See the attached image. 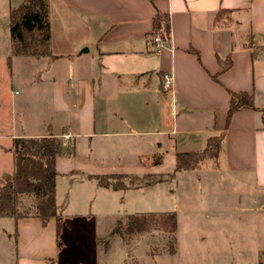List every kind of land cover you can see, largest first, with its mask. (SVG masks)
<instances>
[{"label":"crops","instance_id":"0c3cea01","mask_svg":"<svg viewBox=\"0 0 264 264\" xmlns=\"http://www.w3.org/2000/svg\"><path fill=\"white\" fill-rule=\"evenodd\" d=\"M22 1L0 0V13L7 19L9 10ZM46 7L49 55L15 56L8 63L9 67L15 61L21 64L23 103L30 105H23L20 133L10 136L11 140L51 136L61 143L60 155L65 142L81 140L88 141V148L97 154L151 152L144 140L149 135L144 128L150 125L145 118L150 117L151 123L163 126L156 134L168 138L171 154L138 158V164L171 162L173 166L175 154L196 153L210 137L222 136L220 151L209 168L249 197L264 194L260 113L243 108L230 116L226 126L224 120L229 92L251 95L254 106L264 112V0H153L152 4L146 0H46ZM155 13L168 18L169 34L159 55L150 41ZM227 56L231 65L221 73L217 60ZM164 73L172 80L167 91L161 89ZM141 103L148 113L138 111ZM63 135L68 137L61 139ZM159 147L156 144L154 149ZM72 152L67 146L66 154ZM63 163L61 156L56 158L57 209L63 206L56 199L57 181L76 178L69 172L81 174L78 184L92 183L105 192L109 189L86 176H135L111 170L83 174L70 166L63 170ZM159 168L142 169L140 176L155 175L161 181ZM11 174L1 179L2 185ZM250 208L262 209L260 205ZM62 220L58 235L53 218L44 226L36 217L13 220L18 264H38L64 254L68 228Z\"/></svg>","mask_w":264,"mask_h":264},{"label":"rangeland","instance_id":"374dc122","mask_svg":"<svg viewBox=\"0 0 264 264\" xmlns=\"http://www.w3.org/2000/svg\"><path fill=\"white\" fill-rule=\"evenodd\" d=\"M6 21V16L0 13V186L1 179L13 172L12 156L8 152L12 145L10 136L20 133L18 120L23 118V105L30 106L23 103L21 64L15 61L9 67L5 62L9 55ZM138 111L149 112L142 103ZM42 116L45 122L46 117ZM145 119L150 125L144 128L149 133L144 140L150 143L151 152L97 154L88 148V141L65 142L61 154L65 161L63 170L70 166V170L83 174L111 170L140 176V170L158 165L161 181L138 189L106 192L96 190L92 183L78 184L81 174L57 181L56 199L63 203L57 210L67 221L64 240L68 245L64 254L49 261L53 264H264V194L249 197L243 189L210 169L212 160L203 161L199 170L179 173H173L171 162L138 164V158L171 154L168 138L156 134L163 126L151 123L150 117ZM156 144L160 145L158 151L154 149ZM67 146L73 148L71 156L66 154ZM156 178L159 177L151 175L149 180ZM19 199V211L34 208L32 198L20 196ZM252 205H260L262 209L254 212ZM159 211L166 213H156ZM141 212L155 213L157 217L147 218L142 231L126 234V216ZM168 213L174 215L173 252L169 254L165 226L157 225L158 218ZM12 221V218L0 219V264L21 261ZM114 228L121 234L110 233ZM40 261L36 263L47 264Z\"/></svg>","mask_w":264,"mask_h":264},{"label":"trees","instance_id":"16d2710c","mask_svg":"<svg viewBox=\"0 0 264 264\" xmlns=\"http://www.w3.org/2000/svg\"><path fill=\"white\" fill-rule=\"evenodd\" d=\"M146 1L152 4L153 0ZM219 15L220 12H217L215 15L216 20L219 19ZM7 23L9 55L5 59L6 64L15 56L38 58L49 55L47 51L49 37L46 0L22 1L14 9L9 10ZM159 31L164 33L166 37L168 36V18L166 15L155 13L152 17L150 33L154 34ZM194 54L197 55L195 52ZM217 61L221 73L231 65L228 56L222 61ZM243 108L258 111L264 126L263 110L256 108L251 95L245 92H229L228 109L224 119L225 126L228 124L230 116ZM221 141L222 136L210 137L201 151L175 154L173 173L193 171L202 161L215 160L220 151ZM11 142L12 145L8 152L12 156L13 172L10 178L0 186V218L10 217L16 221L22 218L36 217L42 226L53 218L55 220L56 235H58L63 220L55 206L54 181L56 177L60 176L55 170V160L61 156V143L51 136L33 139L18 138ZM72 174L75 173H68V175ZM149 178H151L150 175L135 177L126 174H93L86 176V179L94 181L98 187L111 191L137 189L141 186H150L159 180L156 178L150 181ZM20 196L32 198L35 206L31 211L18 210ZM154 214L126 216L125 233L132 234L142 231L145 228L144 224L147 218L157 217ZM173 220V213H168L165 217L158 218L157 223L158 226L159 224L165 226L164 233L166 232L167 240H169L167 243L169 246L167 249L168 254L173 252ZM111 233L121 234L116 228ZM46 263L53 264L50 261H46Z\"/></svg>","mask_w":264,"mask_h":264},{"label":"built area","instance_id":"2783aa9c","mask_svg":"<svg viewBox=\"0 0 264 264\" xmlns=\"http://www.w3.org/2000/svg\"><path fill=\"white\" fill-rule=\"evenodd\" d=\"M151 45L154 48V54L159 55L162 53L163 48L161 47L163 42L166 41V36L164 33H154L151 36ZM171 77H169L168 74L164 73V75L161 76V89L162 91H167L170 89L171 86ZM68 136L63 135L61 139H66Z\"/></svg>","mask_w":264,"mask_h":264}]
</instances>
